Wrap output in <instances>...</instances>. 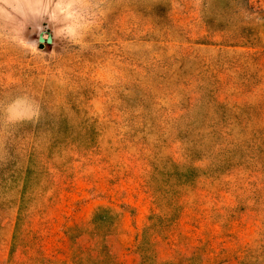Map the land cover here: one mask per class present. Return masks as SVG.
<instances>
[{"label": "rangeland", "instance_id": "obj_1", "mask_svg": "<svg viewBox=\"0 0 264 264\" xmlns=\"http://www.w3.org/2000/svg\"><path fill=\"white\" fill-rule=\"evenodd\" d=\"M47 3L0 0V264H264V0Z\"/></svg>", "mask_w": 264, "mask_h": 264}, {"label": "clouds", "instance_id": "obj_2", "mask_svg": "<svg viewBox=\"0 0 264 264\" xmlns=\"http://www.w3.org/2000/svg\"><path fill=\"white\" fill-rule=\"evenodd\" d=\"M8 7H11V5H8ZM43 10L52 22H61L62 20V26L59 29L62 35L73 43H83V29L72 23V18L67 15L70 10L69 6L63 3V0H48V3L43 5Z\"/></svg>", "mask_w": 264, "mask_h": 264}]
</instances>
